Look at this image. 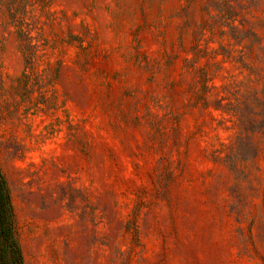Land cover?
Masks as SVG:
<instances>
[{
    "label": "rangeland",
    "instance_id": "obj_1",
    "mask_svg": "<svg viewBox=\"0 0 264 264\" xmlns=\"http://www.w3.org/2000/svg\"><path fill=\"white\" fill-rule=\"evenodd\" d=\"M0 264H264V0H0Z\"/></svg>",
    "mask_w": 264,
    "mask_h": 264
},
{
    "label": "trees",
    "instance_id": "obj_2",
    "mask_svg": "<svg viewBox=\"0 0 264 264\" xmlns=\"http://www.w3.org/2000/svg\"><path fill=\"white\" fill-rule=\"evenodd\" d=\"M9 194L7 190V186L5 184L4 178L0 172V248L7 247L8 243L6 242L8 240V232L5 233L7 230L4 228V223H5V218L10 215V206H9ZM13 246V251L15 258L18 262V264H21V254H20V249L19 246L15 243L12 244Z\"/></svg>",
    "mask_w": 264,
    "mask_h": 264
}]
</instances>
